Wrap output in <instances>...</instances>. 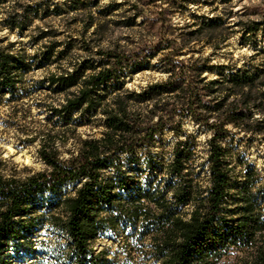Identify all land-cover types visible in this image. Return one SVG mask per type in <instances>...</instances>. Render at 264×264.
<instances>
[{
    "label": "trees",
    "instance_id": "1",
    "mask_svg": "<svg viewBox=\"0 0 264 264\" xmlns=\"http://www.w3.org/2000/svg\"><path fill=\"white\" fill-rule=\"evenodd\" d=\"M157 1L138 3L150 6ZM98 4L70 0L50 9L45 2L24 12L44 19ZM118 8L109 4L97 14L106 18ZM163 12L149 27L164 26ZM141 16L137 12L115 24L143 26L136 23ZM7 26L23 28L15 20ZM93 26L97 31L90 15L85 29ZM223 26L217 17L193 22L172 39L159 31V41L151 47L115 46L78 62L69 59L71 43L49 42L27 58L14 52V43L0 46V94H9L7 102L18 99L17 87L30 68L55 66L57 72L38 84L62 97L57 106L46 109V122L61 131L85 125L102 129L98 138L79 139L67 159L56 146L57 133H35L30 142H40L44 171L23 178L6 176L0 163V264L5 240L32 244L29 238L39 227L65 238L53 249L60 264H264V185L254 169L235 179L226 159L229 128L264 136V67L253 63L264 49L239 69L201 55L180 59L183 52H195L192 43L217 50L228 39L223 35L228 27ZM258 33L264 34V19L243 24V44H255ZM52 36V31H42L37 41ZM145 70L160 71L166 78L139 89L126 87L129 75ZM183 119L211 133L206 186L183 150L164 163L152 149L159 132H178ZM140 163L144 169L135 172L134 165ZM138 173L145 174L144 184L138 183ZM67 186L70 192L42 203L46 206L38 211L39 197ZM108 234L122 239L120 255L94 248L96 240Z\"/></svg>",
    "mask_w": 264,
    "mask_h": 264
},
{
    "label": "rangeland",
    "instance_id": "2",
    "mask_svg": "<svg viewBox=\"0 0 264 264\" xmlns=\"http://www.w3.org/2000/svg\"><path fill=\"white\" fill-rule=\"evenodd\" d=\"M166 1L168 0L142 6L138 0H99L97 8L69 12L60 16L49 15L41 19L39 16L27 15L28 13L24 12L25 8L46 2L49 8L53 9L54 6L70 3V0H0V46L14 43V52L21 53L27 58L39 54L42 47L49 42L71 43L74 49L69 59L78 62L95 57L93 54L98 50L115 46L133 49L145 44L151 47L159 41V31L167 32L170 34L168 38L172 39L179 32L188 30L193 22L202 23L217 17L224 22L223 27H228L223 31V35L228 39L217 50L192 43L190 46L195 47V52H183L184 55L180 59L187 60L189 57L195 59L201 55L209 57L211 63L239 69L253 54L264 49L263 33H258L253 38L256 41L253 45H245L242 42L243 24L264 19V0H174V4ZM109 4H117L118 10L110 13L106 18L99 17L97 11L105 9ZM161 11H164L162 14L164 26L157 24L154 28L149 27L148 22L156 19ZM137 12L142 16L136 20V23L143 22V26L127 28L123 24H115L133 17ZM90 15L94 17L97 31L95 26L85 29ZM14 20L21 21L22 30L8 28L9 21ZM46 30L52 31L54 36L37 41L40 32ZM83 47L89 50H84ZM156 59L151 60V63L156 62ZM253 63L264 67V55L256 57ZM56 72L55 66L41 69L32 67L17 87L19 92L17 100L7 102L9 94L7 92L0 94V163L2 173L6 176L23 178L46 169L38 156L39 140L30 142L38 131H43L44 134L49 132L53 136L57 133L56 146L63 159L69 158L75 151L79 139L100 136L102 129L94 126L85 125L75 127L74 130L69 128L61 131L54 130L52 125L46 122V109L57 106L62 97L51 94L46 85L41 88L38 84L48 75ZM165 78L164 73L156 70L136 71L126 78V87L139 89ZM32 90L33 92L28 93ZM229 131L226 138L228 149L226 159L233 167L235 179L242 178L247 171L254 169L259 173L264 185V136L243 133L232 128H229ZM62 132L65 134L63 135ZM59 134L62 139H58ZM210 137L211 133L207 129L189 119H183L178 132L167 130L159 132L153 140L152 149L158 159L164 163L173 159L176 150H183L189 156L190 166L195 168L196 173L198 172L201 184L206 186L209 179L207 142ZM133 169L137 172L144 168L140 163L134 165ZM144 175L140 176L139 184H144ZM70 191L71 186H67L57 194L47 193L39 197L38 211L44 210L42 207L46 205L42 203ZM29 239L33 241L32 244L27 240L21 241V244L5 240L1 263H61L53 255V249H56L58 241L65 239L59 233L39 227ZM93 246L98 251L109 248L113 254L122 253V239L114 238L109 234L98 238ZM233 259V257L229 258L231 261Z\"/></svg>",
    "mask_w": 264,
    "mask_h": 264
},
{
    "label": "clouds",
    "instance_id": "3",
    "mask_svg": "<svg viewBox=\"0 0 264 264\" xmlns=\"http://www.w3.org/2000/svg\"><path fill=\"white\" fill-rule=\"evenodd\" d=\"M5 34H6V31H5Z\"/></svg>",
    "mask_w": 264,
    "mask_h": 264
}]
</instances>
